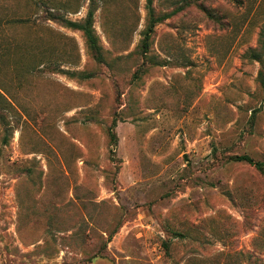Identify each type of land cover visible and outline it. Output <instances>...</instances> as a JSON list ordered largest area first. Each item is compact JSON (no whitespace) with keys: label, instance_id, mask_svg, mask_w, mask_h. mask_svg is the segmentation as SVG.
<instances>
[{"label":"rangeland","instance_id":"374dc122","mask_svg":"<svg viewBox=\"0 0 264 264\" xmlns=\"http://www.w3.org/2000/svg\"><path fill=\"white\" fill-rule=\"evenodd\" d=\"M89 5L0 0V264H264V0Z\"/></svg>","mask_w":264,"mask_h":264},{"label":"trees","instance_id":"16d2710c","mask_svg":"<svg viewBox=\"0 0 264 264\" xmlns=\"http://www.w3.org/2000/svg\"><path fill=\"white\" fill-rule=\"evenodd\" d=\"M89 1H90L89 10H88L86 18L82 22H75V21L66 19L63 16H60V15L56 14L55 12H52L49 8H47V10H46L47 16L45 15V19L49 22H55L57 24H60L64 27L68 28V29L82 33L83 37L85 38L87 47H88L89 51L91 52L94 60H96L99 63H103L104 62L103 49H102V46L100 44V39L97 36L95 28H94L95 16H96V13L99 9L100 0H89ZM36 5L39 6V5H46V4L44 2H40V3L38 2ZM147 10H148L147 29L145 32V39L142 42V46H141L143 48V52L145 54L148 51L150 37L154 33V30L157 27V25L160 24L161 22H164L165 20L169 19L174 13H176L178 11V9H177L172 13L159 16V15H157L155 8H154V0H147ZM29 21H30V18L29 19L13 20V21H9L6 23H8V24H10V23H12V24H26V23H29ZM2 24H3V22H0V39H2L1 40L2 43L0 41V60L5 59L3 62H6L7 60H9L10 54H8V49H7L5 42H7L9 44H12L13 42L12 41L10 42L9 38H6L1 34ZM260 38H261V48L259 49V51L252 50L251 56H252V59L254 61L259 62L261 65V69L259 71L258 81L260 82V84L264 88V28L262 29V31L260 33ZM3 40H4V42H3ZM1 91L2 92L4 91V93L5 92L9 93V90L7 89V87L0 85V107L2 104L9 106L10 105L9 100L3 95V93ZM6 95H8V94H6ZM8 97H9V95H8ZM1 109L5 110L6 108L2 107ZM115 127H116V124L113 125V128H112L110 135L112 138V143L114 144V146H117L118 145V136H117V133L115 131ZM235 160L240 161V162H247L248 164L255 166L259 171H261V172L264 171V164L256 163L250 156H247V155L237 156L235 158Z\"/></svg>","mask_w":264,"mask_h":264}]
</instances>
